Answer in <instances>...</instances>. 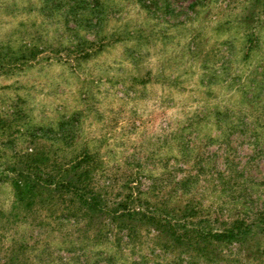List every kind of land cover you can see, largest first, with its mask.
<instances>
[{
  "label": "rangeland",
  "instance_id": "374dc122",
  "mask_svg": "<svg viewBox=\"0 0 264 264\" xmlns=\"http://www.w3.org/2000/svg\"><path fill=\"white\" fill-rule=\"evenodd\" d=\"M0 264H264V0H0Z\"/></svg>",
  "mask_w": 264,
  "mask_h": 264
},
{
  "label": "trees",
  "instance_id": "16d2710c",
  "mask_svg": "<svg viewBox=\"0 0 264 264\" xmlns=\"http://www.w3.org/2000/svg\"><path fill=\"white\" fill-rule=\"evenodd\" d=\"M236 229H232L228 232L217 233L214 235V237L218 241H230V240L238 239L240 236L244 235V233L247 236L251 232V230L249 229H245V230H240V229L236 230Z\"/></svg>",
  "mask_w": 264,
  "mask_h": 264
}]
</instances>
